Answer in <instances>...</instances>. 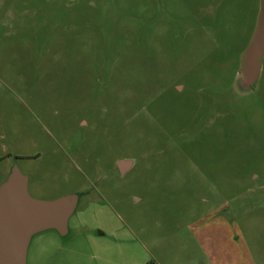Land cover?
Returning a JSON list of instances; mask_svg holds the SVG:
<instances>
[{
	"label": "rangeland",
	"instance_id": "374dc122",
	"mask_svg": "<svg viewBox=\"0 0 264 264\" xmlns=\"http://www.w3.org/2000/svg\"><path fill=\"white\" fill-rule=\"evenodd\" d=\"M259 8L0 0V184L80 194L28 264H264V73L238 77Z\"/></svg>",
	"mask_w": 264,
	"mask_h": 264
},
{
	"label": "water",
	"instance_id": "95a60500",
	"mask_svg": "<svg viewBox=\"0 0 264 264\" xmlns=\"http://www.w3.org/2000/svg\"><path fill=\"white\" fill-rule=\"evenodd\" d=\"M264 57V0L256 26L242 54L240 83L249 88L260 78ZM79 193L40 199L29 191V177L14 164L0 184V264H28V250L34 235L54 229L69 233V219L78 207Z\"/></svg>",
	"mask_w": 264,
	"mask_h": 264
},
{
	"label": "flooded vegetation",
	"instance_id": "af4514ba",
	"mask_svg": "<svg viewBox=\"0 0 264 264\" xmlns=\"http://www.w3.org/2000/svg\"><path fill=\"white\" fill-rule=\"evenodd\" d=\"M258 16V15H257ZM257 21V20H256ZM255 26H256V22H255ZM255 26H254V29H255ZM254 29H253V32H254ZM253 34V33H252ZM252 37V36H251ZM247 48V47H246ZM240 71V70H239ZM263 73H264V57H263V60H262V69H261V74H260V76L261 75H263ZM238 76H239V72H238ZM254 85V84H253ZM253 85H251L248 89H250V88H252V86ZM8 175V174H7ZM7 177V176H6ZM72 232V215H71V217H70V219H69V233L68 234H70ZM67 234V235H68ZM66 235V236H67ZM70 243L72 244V237H71V241H70ZM29 247H30V245H29Z\"/></svg>",
	"mask_w": 264,
	"mask_h": 264
}]
</instances>
